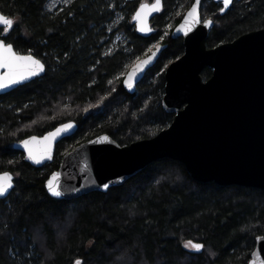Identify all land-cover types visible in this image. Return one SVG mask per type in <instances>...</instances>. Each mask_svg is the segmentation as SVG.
I'll return each mask as SVG.
<instances>
[{"label": "trees", "instance_id": "obj_1", "mask_svg": "<svg viewBox=\"0 0 264 264\" xmlns=\"http://www.w3.org/2000/svg\"><path fill=\"white\" fill-rule=\"evenodd\" d=\"M155 0H73L50 11V0H0V12L13 19L4 36L18 53L46 66L44 76L0 95V172L15 185L0 202V264H248L258 236H264V190L194 181L172 159L152 163L121 186L57 200L45 182L66 153L108 134L120 145L149 139L167 128L174 114L163 109L164 73L184 53L178 25L194 0H163V11L148 38L133 15ZM222 5L203 0L202 18H212L209 48L264 28V0ZM122 17V19H118ZM125 36L107 53L116 34ZM166 47L134 93L123 74L153 44ZM211 69L202 73L204 80ZM35 121V123H34ZM74 121L78 130L58 143L53 161L36 168L13 148L30 135H43ZM10 161L12 163H10ZM187 241L205 245L190 252Z\"/></svg>", "mask_w": 264, "mask_h": 264}, {"label": "water", "instance_id": "obj_2", "mask_svg": "<svg viewBox=\"0 0 264 264\" xmlns=\"http://www.w3.org/2000/svg\"><path fill=\"white\" fill-rule=\"evenodd\" d=\"M212 1L222 4V0ZM154 4L155 1L143 3L133 16L137 33L145 38L155 33L152 21L163 11L164 2L162 0L159 10L151 11L146 16V30L143 32L135 18L136 13L142 6L147 10ZM194 4L195 0L171 33L172 38H182L184 45V53L171 62L164 73L162 106L166 112L174 114L172 123L152 138L127 145H120L108 134L79 144L64 155L60 167L46 180L45 188L50 196L47 187L49 181L54 185L59 184L63 192L62 197L52 198L72 201L91 192L106 193L163 159L182 163L190 177L200 183L264 190V28L209 48L207 39L215 22L208 18L214 23L211 27L205 25L207 19H203L201 13L203 0H200L198 8L201 22L194 24L187 34L183 30L178 31ZM232 4L221 14H225ZM0 28L5 26L0 24ZM149 28L151 31L147 30ZM5 29L6 33L10 30ZM165 47L158 46L130 67L122 82L127 92H135ZM145 61L148 63L145 64ZM138 64L143 67L137 69ZM205 69L212 71L208 80L202 77ZM134 70L132 87L129 88L128 76ZM6 71L0 68V74ZM45 72L46 66L43 72L31 79L0 90V95L44 76ZM69 123L73 128L52 140L47 153L50 159L45 157L39 164L27 159L28 151L23 147V140L35 136L37 142L31 147L36 155H40L47 143L44 137ZM77 130V124L68 121L43 135H30L17 141L13 148L24 154L27 163L42 168L53 161L58 143L74 135ZM103 137L107 139H101ZM5 172L11 174L14 188L15 176L10 171ZM105 184L109 186L107 190L103 187ZM248 264H264V236L257 237Z\"/></svg>", "mask_w": 264, "mask_h": 264}, {"label": "snow or ice", "instance_id": "obj_3", "mask_svg": "<svg viewBox=\"0 0 264 264\" xmlns=\"http://www.w3.org/2000/svg\"><path fill=\"white\" fill-rule=\"evenodd\" d=\"M65 4H71L72 0H63ZM233 3V0H222V6L220 7V12L223 13L228 7ZM200 0H195V4L192 8L188 11L187 17L184 20V23L180 26L179 30H183L185 34L191 29V27L196 24L200 23V15H199V8ZM162 7V0H155V4L145 10V7L142 6L141 10L136 13V19L140 22V31H145L146 27L144 24V20L146 16L151 11L159 10ZM13 19L9 18L6 14L0 12V24H3L5 28L11 29L13 26ZM205 25L211 27L213 25L212 19H207L204 21ZM2 30V29H0ZM151 31V29H147ZM145 64L148 61L144 62ZM142 64L137 65V69L142 68ZM0 68L6 69L7 71L3 74H0V90L11 88L14 85H19L24 81L31 79L33 76L38 75L39 73L43 72L45 69V65L41 63L40 60L36 59L31 54L28 55H21L18 54L11 43H6L4 39H0ZM136 70L133 71L132 74L128 76L127 84L128 87H132V80L133 76L135 75ZM35 123V121H34ZM73 128L72 124H63L60 128H57L56 131L50 132L48 136L44 137V141H46V147L40 155H36L33 152V148L31 145L37 142L36 137L33 136L31 139L23 140L22 144L25 149L28 151L27 159L34 161L35 163H41L43 158H49L47 153L50 151L51 142L54 140L58 135L68 132ZM101 139H107V137H103ZM10 163H12L10 161ZM48 191L51 196L60 198L63 196V192L59 184H53L52 181L48 182ZM105 190L108 189V185L105 184L103 186ZM13 188L12 176L10 173H3L0 174V200L7 199L9 197L10 190ZM186 249H189L190 252H202L205 248L204 244L195 243L193 244L192 241H187L184 244ZM75 264H82V261L77 259Z\"/></svg>", "mask_w": 264, "mask_h": 264}, {"label": "rangeland", "instance_id": "obj_4", "mask_svg": "<svg viewBox=\"0 0 264 264\" xmlns=\"http://www.w3.org/2000/svg\"><path fill=\"white\" fill-rule=\"evenodd\" d=\"M73 1V0H72ZM50 11L52 10V11H56L55 13H57L58 11H61V10H63L62 8H64V7H66V6H68L69 4H65L64 2H63V0H50ZM189 9V8H188ZM187 9V10H188ZM187 10H185V11H183V6L182 5H180L179 7H178V10H177V15L179 16L180 14H185V12L187 11ZM59 13V12H58ZM118 19L120 20V19H122V17H118ZM171 29H174V27H173V25L172 24H170L168 27H167V31H169V30H171ZM162 40H163V38L160 40V41H158V42H156L155 44H153L152 46H151V48L148 50V52L147 53H151L154 49H156L158 46H160L162 43ZM120 43H123V44H125V36L122 34V33H118V34H116V37H115V39H114V41H113V43H112V45L109 47V48H107L106 49V52L107 53H110V52H113V50H115V48H116V46L118 45V44H120ZM142 58H144V56L143 57H140V58H137L136 59V61L135 62H138V61H140ZM134 62V63H135ZM133 63V64H134ZM132 64V65H133ZM132 65H130L128 68H127V71L130 69V67L132 66ZM127 71L123 74V77L125 76V74L127 73Z\"/></svg>", "mask_w": 264, "mask_h": 264}, {"label": "flooded vegetation", "instance_id": "obj_5", "mask_svg": "<svg viewBox=\"0 0 264 264\" xmlns=\"http://www.w3.org/2000/svg\"><path fill=\"white\" fill-rule=\"evenodd\" d=\"M222 5V4H221ZM134 16V15H133ZM0 29H3L4 30V36H5V34H6V29L5 28H0ZM4 36L3 37H0V39H4ZM5 40V39H4ZM6 42V41H5ZM7 43V42H6ZM161 45H164V44H161ZM14 48V47H13ZM15 49V48H14ZM17 52V51H16ZM149 53H147L145 56H147ZM144 56V57H145Z\"/></svg>", "mask_w": 264, "mask_h": 264}]
</instances>
